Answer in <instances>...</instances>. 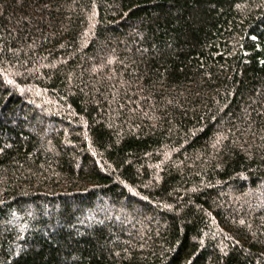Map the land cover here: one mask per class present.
<instances>
[{"label":"trees","instance_id":"trees-1","mask_svg":"<svg viewBox=\"0 0 264 264\" xmlns=\"http://www.w3.org/2000/svg\"><path fill=\"white\" fill-rule=\"evenodd\" d=\"M0 264H264V0H0Z\"/></svg>","mask_w":264,"mask_h":264}]
</instances>
